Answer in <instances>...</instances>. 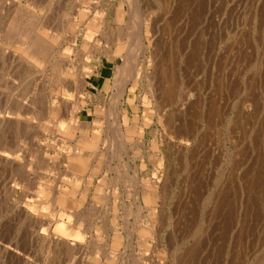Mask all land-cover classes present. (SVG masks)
I'll list each match as a JSON object with an SVG mask.
<instances>
[{
	"label": "rangeland",
	"instance_id": "374dc122",
	"mask_svg": "<svg viewBox=\"0 0 264 264\" xmlns=\"http://www.w3.org/2000/svg\"><path fill=\"white\" fill-rule=\"evenodd\" d=\"M135 2L0 0V264H264V0Z\"/></svg>",
	"mask_w": 264,
	"mask_h": 264
},
{
	"label": "bare ground",
	"instance_id": "6f19581e",
	"mask_svg": "<svg viewBox=\"0 0 264 264\" xmlns=\"http://www.w3.org/2000/svg\"><path fill=\"white\" fill-rule=\"evenodd\" d=\"M131 1V0H130ZM15 2V1H14ZM13 2V3H14ZM17 2V1H16ZM132 2H134V3H136L135 2V0H132ZM16 4V3H15ZM137 5H138V3H137ZM134 8V7H133ZM98 18V17H97ZM94 21V20H93ZM96 22H98V21H96ZM103 23V22H102ZM86 29H88V28H86ZM89 31H92V30H89ZM93 32V31H92ZM92 32H90V34L92 33ZM86 34H87V36H89V33H87L86 32ZM256 34V33H255ZM108 36V35H107ZM149 38V37H148ZM18 39V38H17ZM20 39V38H19ZM44 39V38H43ZM99 43V42H98ZM39 44V43H38ZM135 45V44H134ZM138 46H139V44H137ZM136 45V46H137ZM201 45V44H200ZM35 46V45H34ZM36 46H37V44H36ZM36 46H35V50H36ZM40 46V45H39ZM38 46V47H39ZM135 46V47H136ZM198 46V45H197ZM39 49V48H38ZM98 49V48H97ZM118 49H120V47H118L117 48V50ZM53 52V51H52ZM173 52V51H172ZM129 54V53H128ZM45 56V55H44ZM171 56V55H170ZM127 57V56H126ZM130 57V56H129ZM194 57V56H193ZM173 58V57H172ZM192 57H190V59H191ZM132 60V59H131ZM125 61H127V60H125ZM240 61V60H239ZM250 61V60H249ZM128 62V61H127ZM130 62H132V61H130ZM170 62H172V61H170ZM169 62V63H170ZM248 62V61H247ZM125 63V62H124ZM128 64V63H127ZM172 64V63H171ZM252 64V63H251ZM170 65V64H169ZM258 65H260V64H258ZM168 66V65H167ZM133 68V67H132ZM125 69H127V67L125 68ZM234 69V68H233ZM256 69V68H255ZM261 70V69H260ZM135 71V70H134ZM157 71V70H156ZM162 72H164V71H162ZM167 73H169V72H167ZM126 74V73H125ZM156 74V73H155ZM170 74V73H169ZM128 75V74H127ZM125 76V75H124ZM150 76V75H149ZM147 77V76H146ZM167 78V77H166ZM66 79V78H65ZM129 79V78H128ZM174 79V78H173ZM171 80V79H170ZM225 80V79H224ZM63 81V80H62ZM126 81H127V79H126ZM168 81H169V78H168ZM167 81V82H168ZM257 81V80H256ZM231 82V81H230ZM82 83V82H81ZM70 84H71V81H70ZM163 85V84H162ZM170 85V84H169ZM69 88V87H68ZM218 88V87H217ZM71 89V88H70ZM161 90V89H160ZM250 91V90H249ZM165 92V91H164ZM169 92V91H168ZM249 93V92H248ZM263 94V93H262ZM217 95V94H216ZM247 95H249V94H247ZM251 97V96H250ZM255 100V99H254ZM43 102V101H42ZM254 102V101H253ZM252 103V102H251ZM250 106V105H249ZM17 107V106H16ZM113 107V106H112ZM115 108V107H114ZM117 110V109H116ZM211 114H212V112H211ZM242 114V113H241ZM44 115V114H43ZM241 117V116H240ZM240 117H238V118H240ZM4 119V118H3ZM2 120V119H1ZM171 120V119H170ZM243 120V119H242ZM3 121V120H2ZM15 123V122H14ZM13 123V124H14ZM241 123V122H240ZM8 124V123H7ZM209 126H210V123H209ZM73 127V126H72ZM212 127H213V124H212ZM263 128V127H262ZM175 131V130H174ZM256 133V132H255ZM122 142V141H121ZM256 147V146H255ZM77 152V151H76ZM75 152V153H76ZM81 152V151H80ZM120 152V151H119ZM115 153V152H114ZM71 155H72V153H71ZM74 157V156H73ZM234 170V169H233ZM110 171V170H109ZM228 171V170H227ZM121 173V172H120ZM95 176V175H94ZM88 177V176H87ZM219 179V178H218ZM246 179V178H245ZM69 180V179H68ZM67 180V181H68ZM93 184V183H92ZM183 188V187H182ZM218 189V188H217ZM222 189V188H221ZM65 191V190H64ZM154 191V190H153ZM218 191V190H217ZM69 194V193H68ZM154 194V193H153ZM51 195V194H50ZM155 195V194H154ZM154 197V196H153ZM51 198V197H50ZM152 198V197H151ZM41 203H43V202H41ZM45 203V202H44ZM257 203V202H256ZM99 204V203H98ZM46 205V204H45ZM17 207V206H16ZM55 207V206H54ZM57 207H58V205H57ZM154 208V207H153ZM230 208V207H229ZM17 209V208H16ZM226 209V208H225ZM61 210H62V208H61ZM64 210V209H63ZM62 210V211H63ZM68 211V209H66V212ZM64 213H66L65 212V210L63 211ZM35 214V213H34ZM51 214V213H50ZM27 216V215H26ZM37 218H39V217H37ZM69 219H71L70 218V215H69ZM72 220V219H71ZM237 220V219H236ZM54 221H56V220H54ZM207 222V221H206ZM56 223V228H57V230H58V232H59V239L57 238V242H62V241H64V242H68V240H67V237L68 236H72V237H74L75 239H81V237H82V233H81V231L79 230V229H75L74 228V226L71 224V223H69V222H64V221H57V222H55ZM242 228V227H241ZM243 232V231H242ZM241 234V233H240ZM55 241H56V239H55ZM69 243V242H68ZM67 243V244H68ZM60 244V243H59ZM71 244V243H70ZM55 245V244H54ZM73 245H74V243H73ZM69 246V245H68ZM58 247V246H57ZM64 247V246H63ZM67 248V247H66ZM72 248V247H71ZM76 248V247H75ZM70 252V251H69ZM177 254V253H176ZM262 254V253H261ZM179 255V254H178ZM250 256V255H249ZM174 257V256H173ZM140 261V260H139ZM187 264V263H186Z\"/></svg>",
	"mask_w": 264,
	"mask_h": 264
}]
</instances>
